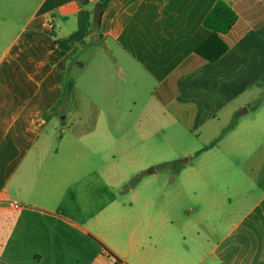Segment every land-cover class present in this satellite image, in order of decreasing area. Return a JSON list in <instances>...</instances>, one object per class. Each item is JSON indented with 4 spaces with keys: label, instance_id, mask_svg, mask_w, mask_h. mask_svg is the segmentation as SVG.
<instances>
[{
    "label": "crops",
    "instance_id": "1",
    "mask_svg": "<svg viewBox=\"0 0 264 264\" xmlns=\"http://www.w3.org/2000/svg\"><path fill=\"white\" fill-rule=\"evenodd\" d=\"M98 1L0 0V264H264V187L225 219L234 202L222 188L159 182L133 156L168 145L170 128L264 145V0H226L237 20L214 62L195 51L217 0H111L101 45L149 90L124 107L93 103L78 83L95 63L81 57L99 38ZM204 192L207 214L191 201Z\"/></svg>",
    "mask_w": 264,
    "mask_h": 264
},
{
    "label": "rangeland",
    "instance_id": "2",
    "mask_svg": "<svg viewBox=\"0 0 264 264\" xmlns=\"http://www.w3.org/2000/svg\"><path fill=\"white\" fill-rule=\"evenodd\" d=\"M101 43L102 39L96 38L95 41L89 43V50L82 55L81 59L93 55L96 58L92 68L89 67L84 71L82 79L78 81L79 86L82 85L93 103L102 100L106 107L111 104L110 101L112 100L118 101L120 106L123 107L128 106L132 100H135L139 105H143L148 99L147 93L149 91L148 88L142 89L145 79L136 73V68L116 49L111 46L104 49L105 44L101 45ZM116 61L122 66L113 67L115 72H109L108 66L115 64ZM121 61L126 62V65ZM102 66H105V69ZM69 74L77 77V75H80V70L75 65H70ZM105 116L107 120H110L113 114L106 113ZM259 117L261 119L262 115H259ZM245 118H248V116ZM199 131L202 133L201 135ZM199 131L196 132L199 134L198 138H189L186 137V131L184 130L168 129L165 132L169 140L168 145L161 147L155 145L154 141L147 155L144 153L139 154V151L133 152V156L137 159L135 166L143 172H148L153 168L156 171L154 176H157L159 182H169L172 185L194 184L203 187L216 184L219 188H222L219 195L224 198H232L234 202L233 210L229 209L224 214V218L228 219L230 214L233 218L240 210L237 207L246 206L245 193L251 190L253 186L264 187V145L261 142L262 140L257 137L249 145H245L240 141V144L229 147L225 145V142L220 143L218 146H211V143L215 141L210 138L212 135L206 133L207 129ZM215 131L219 133L220 128ZM205 147L207 149L199 156L193 154L188 158L182 154V151L194 153ZM186 158L189 160L182 162ZM163 159H172L174 162L164 165ZM122 163L125 164V162ZM179 170H183L181 175L178 174ZM189 171H198L199 174L197 176L188 173ZM131 180L132 177L129 178L128 184L131 183ZM254 194L257 193L254 192L248 200L252 201ZM207 195L204 192L191 200L198 207L204 204L202 208L206 214L209 213L208 204L210 200ZM191 201L183 200L186 212H188V202Z\"/></svg>",
    "mask_w": 264,
    "mask_h": 264
},
{
    "label": "trees",
    "instance_id": "3",
    "mask_svg": "<svg viewBox=\"0 0 264 264\" xmlns=\"http://www.w3.org/2000/svg\"><path fill=\"white\" fill-rule=\"evenodd\" d=\"M84 1L85 0H80V3ZM110 2L111 0H99L97 4L100 5L103 10H106ZM236 20L237 14L228 5L226 0H217L214 7L210 10L208 15L204 19V26L211 31V35L196 49V55L210 62L217 61V59H219V57L223 55L228 49L226 44H224V42L221 40L220 35L228 33L235 24ZM100 24L101 21L94 22L92 19L89 26L90 33L98 34V37L101 39ZM73 85V82L66 81L64 86L65 92H70ZM63 101L64 98H62L60 103H62ZM44 116L47 117V114H45ZM205 149H207V147H205L203 150ZM202 151L197 152L196 155H199ZM138 179L139 177L137 176L136 180Z\"/></svg>",
    "mask_w": 264,
    "mask_h": 264
},
{
    "label": "water",
    "instance_id": "4",
    "mask_svg": "<svg viewBox=\"0 0 264 264\" xmlns=\"http://www.w3.org/2000/svg\"><path fill=\"white\" fill-rule=\"evenodd\" d=\"M103 11H104L103 8L98 4L93 8V18L92 19L94 22H99L101 20ZM154 171L155 170L153 168L150 169V172H154Z\"/></svg>",
    "mask_w": 264,
    "mask_h": 264
}]
</instances>
